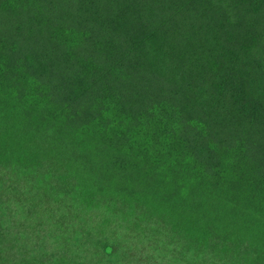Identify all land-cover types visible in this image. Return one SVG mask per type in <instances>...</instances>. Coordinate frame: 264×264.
Instances as JSON below:
<instances>
[{"label":"trees","instance_id":"obj_1","mask_svg":"<svg viewBox=\"0 0 264 264\" xmlns=\"http://www.w3.org/2000/svg\"><path fill=\"white\" fill-rule=\"evenodd\" d=\"M0 163L170 262L264 264V0H0Z\"/></svg>","mask_w":264,"mask_h":264},{"label":"rangeland","instance_id":"obj_2","mask_svg":"<svg viewBox=\"0 0 264 264\" xmlns=\"http://www.w3.org/2000/svg\"><path fill=\"white\" fill-rule=\"evenodd\" d=\"M21 179L0 163V264H186V247L170 262L179 246L156 229L113 215L88 224L75 203L53 202L44 182L24 190ZM185 253L192 264H233Z\"/></svg>","mask_w":264,"mask_h":264}]
</instances>
